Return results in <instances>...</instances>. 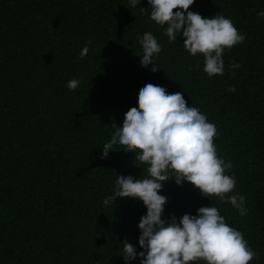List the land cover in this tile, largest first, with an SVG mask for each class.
Returning a JSON list of instances; mask_svg holds the SVG:
<instances>
[{"label":"trees","instance_id":"16d2710c","mask_svg":"<svg viewBox=\"0 0 264 264\" xmlns=\"http://www.w3.org/2000/svg\"><path fill=\"white\" fill-rule=\"evenodd\" d=\"M140 8L150 12L147 0L135 8L129 0H0V264H125L124 241L142 251V201H103L119 175L147 178V165L118 146L101 154L146 83L181 92L215 124L217 153L236 180L228 195L244 196L248 209L240 216L173 178L159 192L162 218L179 222L215 206L260 254L251 264H264V0H194L190 11L229 18L245 37L225 50L224 75L211 78L182 34L169 43L166 25ZM145 32L161 47L154 73L140 64Z\"/></svg>","mask_w":264,"mask_h":264},{"label":"clouds","instance_id":"9594fccd","mask_svg":"<svg viewBox=\"0 0 264 264\" xmlns=\"http://www.w3.org/2000/svg\"><path fill=\"white\" fill-rule=\"evenodd\" d=\"M194 0H147L150 20L164 27L168 42L177 40L182 34L183 47L191 56L204 57L203 71L209 78L224 75L223 54L244 41L242 35L229 18L216 15L209 18L190 11ZM135 8L140 0H129ZM175 10V11H174ZM264 18V12L257 13ZM142 48L140 64L153 66L154 56L161 47L156 37L145 32L138 37ZM91 43V41H89ZM88 47L80 51V59L88 54ZM240 67L233 62L231 69ZM79 86L77 79L67 83L69 90ZM234 92L235 87H229ZM109 142L102 147L101 159L110 151L122 149L134 152L140 164L147 165V178L134 179L131 175H119L111 195L104 205L117 198H133L142 201L146 214L141 216L138 228V244L142 251L137 253L133 244L123 242L122 258L125 264L141 257L140 264H251L260 254L254 251L243 234L229 226L217 207H200L196 215H173L169 220L162 218L167 197L160 195L163 183L170 179L177 185L190 183L203 197L218 198L228 202L240 216L248 209L245 198L232 193L236 180L226 174L231 161L220 158L215 138V124L210 123L199 108L191 107L181 92L169 94L162 86L146 83L138 92L137 106L125 114L121 127H115Z\"/></svg>","mask_w":264,"mask_h":264}]
</instances>
